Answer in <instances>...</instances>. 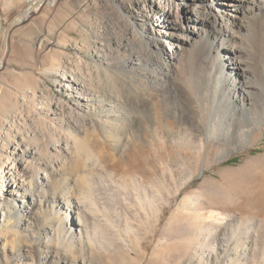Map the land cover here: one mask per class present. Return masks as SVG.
Listing matches in <instances>:
<instances>
[{
    "label": "bare ground",
    "instance_id": "1",
    "mask_svg": "<svg viewBox=\"0 0 264 264\" xmlns=\"http://www.w3.org/2000/svg\"><path fill=\"white\" fill-rule=\"evenodd\" d=\"M46 1L54 4L58 0H29V9L16 24L38 12ZM199 1L132 0L125 8L130 19L128 30L134 38L132 42L143 46L138 48L140 52L133 51L124 64L113 65L110 47L106 41L97 39L84 52L96 69V78L72 67L59 73L57 86L67 101L55 104L52 122L66 135L62 138L57 133L59 130L44 131L36 140L41 143L57 139L52 147L61 158H43L38 147L21 150L20 144L11 145L8 150L18 154L13 163L3 162L0 157V166L6 168L0 173L1 222L9 226L19 222L27 231L37 227L38 233L54 237L56 241L46 239L53 242L40 255L43 264H57L56 258L61 264H78L66 249L59 255L62 246L59 239L65 229L81 252L91 247L88 221L96 220L99 214L90 179L79 172L97 167L103 171L104 163L114 160L112 153L100 149L110 146L124 152L141 138L154 147L169 141L191 147L198 151L199 158L206 140H222L225 146L218 153L220 161L247 145L256 130L264 125V66L260 63L264 59V0H221L218 13L210 2L200 5ZM37 40L39 45L44 43L43 37ZM74 49L83 52L79 46L75 45ZM196 66L199 69L194 70ZM197 69L205 74L198 73L197 79L198 83H205L203 88L188 83L187 74L191 72L193 76ZM109 73H118L119 82L112 80ZM126 79L138 81L146 91L151 90L144 94V99L154 108L150 121L142 119L137 110L140 104L135 102L138 98L135 90L139 86H132ZM204 89L207 90L205 97L201 95ZM84 147L87 153L82 152ZM30 158L35 160L33 166ZM79 160L83 165L79 166ZM67 165L76 170L69 178L64 175ZM78 186L83 187L81 195L77 193ZM233 216L220 214L222 220L215 217L217 228L213 227L214 230L209 227L206 231L202 227L200 235L205 231L215 241L224 238L225 243L210 245L205 257L200 259L201 264L211 261L212 257L219 261V251L226 256L241 253L243 259L250 258L247 255L250 245L232 243L234 235L240 232L238 227L244 223L234 222ZM252 232L258 231L246 226L237 237L240 241L245 234L244 243H248ZM258 235V240H264ZM14 252L18 260L33 259L29 246L19 245ZM256 259V264L261 261L264 264V254L259 253Z\"/></svg>",
    "mask_w": 264,
    "mask_h": 264
},
{
    "label": "rangeland",
    "instance_id": "2",
    "mask_svg": "<svg viewBox=\"0 0 264 264\" xmlns=\"http://www.w3.org/2000/svg\"><path fill=\"white\" fill-rule=\"evenodd\" d=\"M174 1L183 3V0ZM220 1L200 0L199 3L210 2L218 13ZM130 3L132 0H58L54 4L46 1L38 12L16 24L29 9V0H0V157L3 162L13 163L17 159V153L8 151L11 145L17 144L21 150L38 147L46 159L60 156L52 147L57 139L51 138L46 143L36 140L44 131L59 130L57 133L62 138L66 135L52 122L55 104L67 101L57 86L59 73L72 67L96 78V69L84 53L91 49L94 40L106 41L113 65L124 64L133 51L143 48L140 43L132 42L134 38L128 30L130 19L125 8ZM38 35L44 38L42 45L37 43ZM75 45L83 48V52L74 49ZM260 63L264 66V59ZM198 73L205 75L200 70L193 76L190 72L188 83L203 88L205 83H198ZM117 74H112V80H117ZM126 80L132 86H139L135 90L139 98L135 102L140 104L137 110L142 119L150 121L154 108L144 99L148 90L138 81ZM206 92L202 90L201 95L205 97ZM170 122L177 126L174 120ZM205 144L199 158L198 151L191 147L169 141L158 148L141 138L124 152L110 146L100 149L112 153L114 160L104 163L103 171L97 167L79 172L90 179L99 214L96 220L88 219L92 248L86 247L81 252L65 229L59 239L63 246L59 255L66 249L78 264L83 263L82 258L86 264H201L200 259L205 257L210 245L225 243L224 238L215 241L205 231L203 235L199 233L204 228L206 231L209 227L217 228L215 217L222 220L220 214L234 215V222H244L238 231L243 233L246 226H252L264 239V125L256 130L247 145L220 161L217 156L225 142L206 140ZM82 152L87 153V147ZM34 162L30 158L31 166ZM77 163L81 166L82 160ZM3 166L0 173L6 169ZM65 171V177L69 178L76 170L67 165ZM82 188L78 186V195L82 194ZM18 224L5 225L0 217V264H43L40 255L53 242L46 239L56 241L55 238L38 233L37 227L27 231ZM237 234L233 245H250L247 253L250 258L243 259L241 253L226 256L219 251V261L212 257L203 264H256V255L264 254V240H258L252 232L251 241L244 243L245 234L240 241ZM19 245L31 248L32 260L17 259L14 251ZM56 263L62 261L56 258Z\"/></svg>",
    "mask_w": 264,
    "mask_h": 264
}]
</instances>
